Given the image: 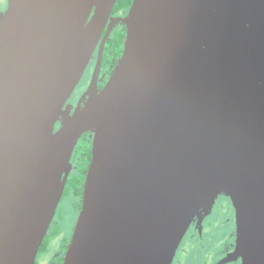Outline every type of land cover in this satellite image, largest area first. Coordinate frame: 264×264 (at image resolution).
<instances>
[{
  "label": "water",
  "instance_id": "obj_1",
  "mask_svg": "<svg viewBox=\"0 0 264 264\" xmlns=\"http://www.w3.org/2000/svg\"><path fill=\"white\" fill-rule=\"evenodd\" d=\"M115 2L7 1L0 264H35L88 132L91 159L62 264H171L219 194L235 210L233 258L264 264V0H133L113 20L125 40L111 76L98 90L100 47L87 100L70 115Z\"/></svg>",
  "mask_w": 264,
  "mask_h": 264
},
{
  "label": "flooded vegetation",
  "instance_id": "obj_2",
  "mask_svg": "<svg viewBox=\"0 0 264 264\" xmlns=\"http://www.w3.org/2000/svg\"><path fill=\"white\" fill-rule=\"evenodd\" d=\"M7 1L8 0H0V18L4 15L6 11ZM132 1L127 7V9H125L120 7V0H116L115 5L110 13V18L107 24L105 25L100 40L97 43V46L93 52L92 58L88 63V66L85 69V72L80 82L77 84L73 93L70 96V99L67 101V103L69 104L70 115H72L78 107H83L84 103L87 100V97L84 95L87 92V89L89 88V85L91 83L92 75L95 71V67L98 61L100 47H102L103 49L100 60L97 89L101 90L107 83L109 77L111 76L114 67L116 66L118 59L121 55L119 57H115L114 51H108V49H112L113 46L116 47L119 43V39L125 40V26L120 21L113 22V20L125 17L132 4ZM110 24L111 27L109 34L102 46L101 41L103 40L107 28ZM60 119L56 123L55 130L60 128ZM92 135V132H88L83 134L79 139L73 152V156L71 158V171L68 175L65 188L67 186L68 181H70V178L72 177L73 173L76 171L78 164H80V159H82V157L84 156L81 155L80 152L88 144H90L91 159ZM70 193L75 198V201L72 204V210L76 212L78 216L79 210L81 208V206L80 208H78V203H80V200L82 202V195L81 199H79L75 192L70 191ZM66 194L67 193L64 189L63 196H65ZM217 210H219L218 214H216ZM219 228L221 230L217 233V229ZM209 235L211 236L210 239L208 237ZM235 240V210L229 198L224 194H219L214 197L211 201H209V203H207L199 211L197 216L190 223L186 233L184 234L179 244V247L171 264H241L240 259H235L232 255L235 249ZM68 244L63 247L64 251L60 257L59 264H62L63 257L65 255Z\"/></svg>",
  "mask_w": 264,
  "mask_h": 264
},
{
  "label": "rangeland",
  "instance_id": "obj_3",
  "mask_svg": "<svg viewBox=\"0 0 264 264\" xmlns=\"http://www.w3.org/2000/svg\"><path fill=\"white\" fill-rule=\"evenodd\" d=\"M74 201L75 198L70 192H67L60 200L54 219L44 239V245L37 254L35 264H59L64 251L63 247L69 243L77 219V213L72 210ZM218 213L219 210L216 211V214ZM220 230V228L217 229V233ZM208 237L211 238L210 235Z\"/></svg>",
  "mask_w": 264,
  "mask_h": 264
},
{
  "label": "trees",
  "instance_id": "obj_4",
  "mask_svg": "<svg viewBox=\"0 0 264 264\" xmlns=\"http://www.w3.org/2000/svg\"><path fill=\"white\" fill-rule=\"evenodd\" d=\"M131 1L132 0H120V2H121L120 7L127 9V7L130 5ZM123 40L124 39H119V43L116 47L113 46L112 49H110V48L108 49V51H111V50L114 51L115 57H119L121 55L122 47H123ZM80 154L84 155V156L82 157V159H80V164H78L76 171L73 173V175L71 177L72 179L70 178V181H68L67 186L65 188L66 193L73 191L77 194L79 199H81L82 187H83L88 163L90 160V144L86 145V147H84L82 149ZM80 206H81V200H80V203H78V208H80ZM44 242L45 241H43V244L40 248V251L44 245Z\"/></svg>",
  "mask_w": 264,
  "mask_h": 264
}]
</instances>
